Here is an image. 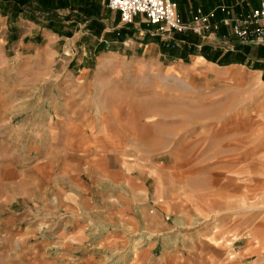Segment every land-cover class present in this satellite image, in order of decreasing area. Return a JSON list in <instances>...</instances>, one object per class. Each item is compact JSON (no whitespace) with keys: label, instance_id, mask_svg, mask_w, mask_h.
I'll return each mask as SVG.
<instances>
[{"label":"rangeland","instance_id":"1","mask_svg":"<svg viewBox=\"0 0 264 264\" xmlns=\"http://www.w3.org/2000/svg\"><path fill=\"white\" fill-rule=\"evenodd\" d=\"M254 57L200 63V75L180 54L108 52L97 29L31 49L10 29L0 39V216L44 196L37 174L46 182L79 157L97 169V211L109 215L98 237L118 247L97 264H228L234 241L264 233Z\"/></svg>","mask_w":264,"mask_h":264},{"label":"crops","instance_id":"2","mask_svg":"<svg viewBox=\"0 0 264 264\" xmlns=\"http://www.w3.org/2000/svg\"><path fill=\"white\" fill-rule=\"evenodd\" d=\"M172 1L185 22L190 21L196 9L209 12L223 2ZM260 1L250 0L249 4L247 0H224V3L257 7ZM10 29L18 39V48L28 49L41 43L51 45L58 40L94 35L97 29L99 43L108 52L158 59L171 58L176 53L186 59L191 57L190 70L200 75H203L201 64L209 70L227 69L236 64L235 57L242 58L248 52L256 56L254 59L261 66L262 70H254L256 74L259 78L264 74V58L257 57L264 52V46L244 45L228 36L226 28L205 38L175 34L173 41L167 42L153 33L155 28L146 24L141 15L133 25L124 26L119 13L107 8V0H0V39ZM228 44L234 49L227 48ZM197 54L200 56H193ZM249 61L253 63L247 57L245 64ZM71 162L70 169L53 168L46 182L37 174L44 196L25 195L15 209L0 216V264H97L117 255L118 247H110L107 240L98 237L103 230H109L110 224L109 215L100 217L97 211V169H90L83 158H73ZM67 170L70 172L64 174ZM233 250V258L229 260L223 255V262L264 264V233L237 239Z\"/></svg>","mask_w":264,"mask_h":264},{"label":"built area","instance_id":"3","mask_svg":"<svg viewBox=\"0 0 264 264\" xmlns=\"http://www.w3.org/2000/svg\"><path fill=\"white\" fill-rule=\"evenodd\" d=\"M107 8L119 13L124 26L133 25L135 18L141 15L146 24L155 28L153 33L167 42L173 41L175 34L205 38L226 28L228 36L244 45L264 46V0L257 7L221 3L209 12L198 8L187 22L180 18L172 0H107ZM227 38L223 36V41Z\"/></svg>","mask_w":264,"mask_h":264},{"label":"trees","instance_id":"4","mask_svg":"<svg viewBox=\"0 0 264 264\" xmlns=\"http://www.w3.org/2000/svg\"><path fill=\"white\" fill-rule=\"evenodd\" d=\"M247 2L249 3V4H251V2H250V0H247ZM222 3H224V0H223V2ZM225 4V3H224ZM226 5V4H225ZM190 35V34H189Z\"/></svg>","mask_w":264,"mask_h":264}]
</instances>
